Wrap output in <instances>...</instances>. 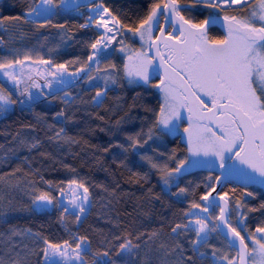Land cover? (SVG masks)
Returning <instances> with one entry per match:
<instances>
[{
    "label": "snow or ice",
    "instance_id": "snow-or-ice-1",
    "mask_svg": "<svg viewBox=\"0 0 264 264\" xmlns=\"http://www.w3.org/2000/svg\"><path fill=\"white\" fill-rule=\"evenodd\" d=\"M24 3L22 14L0 18V29L9 34L7 42L0 37V45L10 43L16 31L28 36L22 30L24 25L32 26L33 36L50 27L61 30V40H71L66 25L54 22V18L64 11L79 12L83 7L94 15H89L78 27H94L97 34L87 43L91 51L86 60L77 57L57 63L39 53L33 59L32 49L21 55V48L9 47L11 58L0 57V76L4 78L0 82V114L13 106L31 108L49 97L71 105L75 98L66 88L79 81L96 89L90 102L102 107L108 86L126 79L129 85L158 90L159 109L145 107L154 119L146 130L141 128L135 134H126L127 145L117 142L102 150L108 152L109 148L118 147L125 160L128 153L134 152L158 174L165 189L177 188L171 192L172 196L185 199L190 194L195 196L196 189L201 187L196 184L190 193L188 187L178 185L177 181L190 166L218 165L220 174L213 176L209 172L203 182L205 190L198 200H188L181 219L166 233V240L160 239L161 230L140 232L134 238H130L131 233H125L108 241L110 247L97 251L92 250L88 236L71 232L65 224L68 218H73L77 225L86 218L92 203L89 187L75 178L68 180L66 186L63 182L54 184L43 176L39 181L29 180L26 194L31 202L22 209L13 207L12 200L5 203L4 195L0 194V225H7L5 230H0V264H33L31 258L38 254L39 264H136L137 259L140 264H264V220L254 230L247 226L248 214L264 211V202L252 207L244 199L255 198V193L248 191V184L264 185V0H154L138 22L131 25L122 23L102 2L85 5L77 0H24ZM197 8L208 10V15L199 22L190 15ZM228 10H239L242 14L220 15ZM221 20L226 36L212 38L210 28ZM5 21L10 23L5 25ZM127 33L139 38L140 48L133 50L125 43L123 38ZM117 36L122 39L117 40ZM113 49L124 54L122 69L107 61ZM53 51L55 48L49 49ZM104 61L106 66H102ZM76 64L80 66L70 71ZM153 76L158 77V82H153ZM66 77L71 79L66 82ZM97 81H103L104 87ZM55 85L64 87L53 91ZM60 118H63L61 126L48 125L52 132L48 139L79 143L62 126L64 122H72L64 108L53 116L54 120ZM185 120L187 155L178 158L176 149L166 155L160 151L161 145L168 136L180 132ZM121 123L122 120L116 121L117 126ZM18 143L32 150L39 147L40 141L20 138ZM141 149L144 151H138ZM149 149L155 155L149 154ZM9 151L16 153V149ZM165 155L166 159L161 161L159 158ZM20 171L17 166L12 172L0 175V184L9 189L19 188V179L13 184L6 177H15ZM225 174L245 181L240 197L218 191ZM148 175V172L133 173L145 181ZM39 183L47 189L38 187ZM231 191L235 194L236 188ZM50 207L60 211L59 221L69 231V239L54 242L40 232L7 223L9 212H33ZM145 236L147 239H143Z\"/></svg>",
    "mask_w": 264,
    "mask_h": 264
},
{
    "label": "trees",
    "instance_id": "trees-1",
    "mask_svg": "<svg viewBox=\"0 0 264 264\" xmlns=\"http://www.w3.org/2000/svg\"><path fill=\"white\" fill-rule=\"evenodd\" d=\"M100 2L109 7L122 23L131 25L138 22V19L145 14L148 5L154 0H95L90 3ZM25 8L24 0H0V18L20 15ZM245 11H247L246 8ZM239 12V10L235 12L228 10V13H232V15ZM91 14L87 7H83L79 12L64 11L54 18V22L66 25L67 34L72 36L71 40H61L59 34L61 30L50 27L41 29L38 35L33 36L31 35L32 26L24 25L22 30L29 35L21 36L20 32L16 31L15 37L10 43L0 45V57L9 56L11 58L8 48L17 47L21 48V55L23 51L32 49L33 59L39 53L45 59L51 57L57 63L77 57L86 60L91 51L87 43L95 38L97 30L94 27L81 29L78 26L84 24ZM190 15L194 21L199 22L208 15V10L197 8ZM9 23V21H5V25ZM209 35L212 38L221 39L226 36V33L217 27H212L209 30ZM0 37H3L6 42L9 41V34L5 33L3 29H0ZM44 37H47L46 41ZM120 39L122 38H117V40ZM113 43L116 48L120 47L115 41ZM125 43L134 49L139 48L136 40L133 43L125 40ZM50 48H55V51L49 52ZM107 61L115 63L121 69L124 63L123 57L115 49L107 56ZM107 61H104L102 66H106ZM79 66V64L71 66L70 71H74ZM120 76L123 77L122 71ZM0 82H2L1 79ZM153 82H158V77L153 79ZM96 83L100 87H104L103 81ZM66 90L70 92L71 97L75 98L71 105L61 103L59 98L49 97L47 101L36 102L31 108L19 105L13 106L8 111L7 118L10 119L14 132L11 137L0 142V146H2L0 147V175L12 172L17 166L22 171L16 173L15 177H6L13 184L19 179L21 181L19 188L9 189L4 184H0V189H3L0 194L4 195V202L12 200V206L20 209L30 204L31 201L26 194L27 181L29 180L39 181L43 176L45 180L53 181L54 184L63 182L66 186L68 180L75 178L83 181L89 187L92 203L82 223L77 225L73 223V218H68L65 224L71 232L88 236L93 251L110 247L108 241H112L114 236L125 233H131L130 238H134L140 232L161 230L160 239L166 240V233L170 231L172 224L181 219V212L187 208L188 200H198L199 194L205 190L203 182L210 171L194 170L181 176L178 185L188 187L190 193L196 184L201 185L196 189L195 196L190 194L185 199L171 195V192L177 191L175 186L171 188L170 192L164 191L158 174L149 169L134 152L128 153L127 160H125V154L118 147H111L108 152L102 150L117 142L127 145L126 134H135L141 128L147 129L154 116L152 112H146L145 107L159 109V97L155 89L129 85L126 79H119L118 84H110L106 89L107 96L104 97L102 107H95L90 102L96 89L85 85L83 81L67 87ZM61 108L66 110L67 116L72 117V122H64L62 125L66 134L75 138L79 143L66 144L63 141L48 139L52 135V132L48 130V125L61 126L63 118L53 119L55 113ZM101 116L104 118L103 120L98 118ZM117 120H122L119 126L116 125ZM13 137H17V139L14 140ZM20 138L29 142L39 140V147L32 150L21 147L18 143ZM186 147L187 145L178 136H168L161 145L160 151L167 155L171 153L172 149H176L178 158H183L187 155ZM9 149H16L15 155ZM138 151L143 152L144 149ZM149 154L155 155L151 153L150 149ZM166 155L159 159L165 160ZM121 161H124L123 165ZM72 169L75 171H71ZM134 172L141 174L148 172L149 175L146 181L139 180L138 177L133 176ZM211 172L213 176L217 175L215 171ZM25 173H31V175L26 176ZM37 186L47 189L43 183H39ZM233 188H236L235 194L231 191ZM242 190L243 188L228 183L221 189V192H228L230 196L240 197ZM52 191L55 193L56 188L54 187ZM248 191H253L255 198L244 197L245 201L249 206L259 207L260 203L264 202V189L255 186L248 188ZM157 196L159 199L156 198ZM216 211L218 212V210ZM25 215L41 218L57 242L69 239V231H66L64 224L59 221L60 211L58 209L52 208L44 213L14 211L8 213L7 219ZM248 217L247 226L254 230L264 220V211L249 213ZM12 224L20 228H30L32 231L40 232L46 236L44 232L26 222ZM6 228L7 225H4L0 227V230ZM143 239H147V237L145 236ZM139 242L143 244V240ZM113 243L118 244L119 242L113 241ZM113 251H115L114 248ZM142 254L143 251H141ZM31 259L33 264H39L40 254ZM136 264H140L139 259Z\"/></svg>",
    "mask_w": 264,
    "mask_h": 264
},
{
    "label": "rangeland",
    "instance_id": "rangeland-1",
    "mask_svg": "<svg viewBox=\"0 0 264 264\" xmlns=\"http://www.w3.org/2000/svg\"><path fill=\"white\" fill-rule=\"evenodd\" d=\"M95 0H77V3H83L85 5H87L88 3L90 2H93ZM235 7V6H234ZM245 11V10H244ZM246 12V11H245ZM224 14H227L229 16L232 15V13H228V11L226 13L224 12H221L220 15L223 16ZM242 13L239 12L238 14L236 15H241ZM91 15H94V13H92ZM119 27V26H117ZM117 38H121L119 36H117ZM124 39L126 41H128L129 43H133L134 40H136L138 42V47L140 48L141 47V43H140V40L138 37H133L131 33H127L126 34V37H124ZM130 47V46H129ZM132 48V47H130ZM133 50H135L134 48H132ZM122 57H123V61H124V54L123 53H120L118 52ZM157 78L156 76H153L152 79H155ZM0 79L1 81L3 82L4 81V78L2 76H0ZM71 78H67L66 77V82L68 80H70ZM40 83H43V81H39ZM76 84V83H75ZM75 84H68L67 87L69 86H73ZM9 88H11V85H8ZM64 87V85H55L54 88H53V91H55L56 89L58 88H62ZM35 92V90H33ZM45 91L47 92L48 90L45 89ZM156 93L158 94V97H160V94L158 92V90H156ZM11 109V108H10ZM9 109V110H10ZM8 113V112H7ZM7 113H3V114H0V142L5 140V139H8L9 137L12 136L13 132H14V129H13V125L10 121L9 118H7ZM187 126V120L184 121L183 124H181V130L178 134L176 135H170V136H178L186 145H187V142H186V137L184 136V133H183V127ZM191 159V157H190ZM214 160V158H212ZM218 168V165L216 166H212V165H204V166H197V167H189V170H187L185 173H183L182 175L188 173V172H191V171H194V170H206V171H215L216 169ZM180 180V179H179ZM179 180L177 181V183L179 182ZM259 187H261L262 189H264V185L260 184L257 185ZM161 187L163 188L164 191L166 192H170L168 189H165V187L163 186V184L161 183ZM69 195H71L69 193ZM90 207V206H89ZM52 208H48L47 210H41V211H36L38 213H44V212H47L49 210H51ZM9 220V223L12 224L14 222H26L28 223L29 225L41 230L42 232H44L46 234V236L54 241V242H57L55 237L53 235H51L49 233V230L48 228L46 227L45 223L43 222V220L37 216H34V215H25V216H18V217H10L7 219V221Z\"/></svg>",
    "mask_w": 264,
    "mask_h": 264
},
{
    "label": "water",
    "instance_id": "water-1",
    "mask_svg": "<svg viewBox=\"0 0 264 264\" xmlns=\"http://www.w3.org/2000/svg\"><path fill=\"white\" fill-rule=\"evenodd\" d=\"M163 23V20L162 22ZM223 24V21L221 20L220 23L216 24V25H213L212 27H217L221 30H223V32L226 33L225 29L223 28L222 26ZM157 35L159 34V32L157 31L156 33ZM216 173L217 175L220 174V170L219 168L216 169ZM228 183H233L234 185L238 186V187H241V188H244L245 187V181L243 180L242 177H239V176H234V175H228V174H225V176L222 178L221 182H220V185L218 187V191H221V189ZM259 185V183H255V184H248L247 185V188H251V187H255ZM218 210V209H217Z\"/></svg>",
    "mask_w": 264,
    "mask_h": 264
},
{
    "label": "crops",
    "instance_id": "crops-1",
    "mask_svg": "<svg viewBox=\"0 0 264 264\" xmlns=\"http://www.w3.org/2000/svg\"><path fill=\"white\" fill-rule=\"evenodd\" d=\"M7 223H9V220L7 221ZM1 226H4V225H0V227H1Z\"/></svg>",
    "mask_w": 264,
    "mask_h": 264
},
{
    "label": "bare ground",
    "instance_id": "bare-ground-1",
    "mask_svg": "<svg viewBox=\"0 0 264 264\" xmlns=\"http://www.w3.org/2000/svg\"><path fill=\"white\" fill-rule=\"evenodd\" d=\"M212 28V27H211Z\"/></svg>",
    "mask_w": 264,
    "mask_h": 264
}]
</instances>
